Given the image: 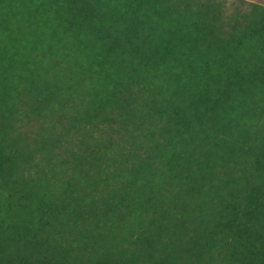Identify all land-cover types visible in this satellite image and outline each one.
<instances>
[{
  "label": "trees",
  "instance_id": "16d2710c",
  "mask_svg": "<svg viewBox=\"0 0 264 264\" xmlns=\"http://www.w3.org/2000/svg\"><path fill=\"white\" fill-rule=\"evenodd\" d=\"M0 264H264V6L0 0Z\"/></svg>",
  "mask_w": 264,
  "mask_h": 264
},
{
  "label": "crops",
  "instance_id": "0c3cea01",
  "mask_svg": "<svg viewBox=\"0 0 264 264\" xmlns=\"http://www.w3.org/2000/svg\"><path fill=\"white\" fill-rule=\"evenodd\" d=\"M249 1V0H248ZM249 2H252V3H257V4H261L264 6V0H261V1H253V0H250Z\"/></svg>",
  "mask_w": 264,
  "mask_h": 264
},
{
  "label": "rangeland",
  "instance_id": "374dc122",
  "mask_svg": "<svg viewBox=\"0 0 264 264\" xmlns=\"http://www.w3.org/2000/svg\"><path fill=\"white\" fill-rule=\"evenodd\" d=\"M248 1V0H247ZM250 1V0H249ZM253 1H261V0H253Z\"/></svg>",
  "mask_w": 264,
  "mask_h": 264
}]
</instances>
